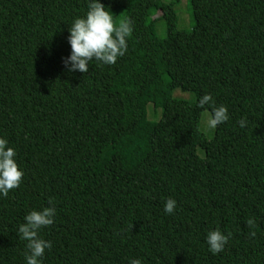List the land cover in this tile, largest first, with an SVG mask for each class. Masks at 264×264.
<instances>
[{"label": "trees", "instance_id": "16d2710c", "mask_svg": "<svg viewBox=\"0 0 264 264\" xmlns=\"http://www.w3.org/2000/svg\"><path fill=\"white\" fill-rule=\"evenodd\" d=\"M177 1L100 0L133 31L114 65L82 73L63 59L91 0H0V138L24 173L0 194V264H27L19 225L50 197L42 264H264V0H188L190 30ZM204 94L229 115L211 139ZM216 228L231 237L212 254Z\"/></svg>", "mask_w": 264, "mask_h": 264}, {"label": "clouds", "instance_id": "9594fccd", "mask_svg": "<svg viewBox=\"0 0 264 264\" xmlns=\"http://www.w3.org/2000/svg\"><path fill=\"white\" fill-rule=\"evenodd\" d=\"M132 22L130 19L114 20L113 15L106 10L100 0H91L85 17L74 19L69 27L68 42L71 53L63 59L69 72L89 71V62L93 59L106 65H114L117 59L123 57L128 51L127 39L132 34ZM211 105V116L207 120L209 128H216L219 124L229 119L228 109L225 105L216 106L210 94H204L198 101V106ZM241 127L246 126V120L239 121ZM16 151L8 146L5 138H0V194L7 197L10 190L20 186L23 171L15 159ZM176 200L168 198L164 204V212L172 214L176 208ZM55 202L49 198L48 207L41 210H32L24 218L25 222L19 225V237L27 241L25 259L27 264H42L46 249L52 248V242L40 236V230L54 223L56 214ZM251 237L256 236L252 229L256 227L255 218H248ZM231 233L225 235L219 228L207 233L206 241L212 254L224 251ZM130 264H141L139 259H131Z\"/></svg>", "mask_w": 264, "mask_h": 264}, {"label": "rangeland", "instance_id": "374dc122", "mask_svg": "<svg viewBox=\"0 0 264 264\" xmlns=\"http://www.w3.org/2000/svg\"><path fill=\"white\" fill-rule=\"evenodd\" d=\"M163 1L170 2L172 0H163ZM175 8H176L177 17H178L177 27L179 29H184V30L192 29L193 22H192V17H191V11L188 5V0H178ZM156 17H160V15L157 14ZM157 29H158V34L161 37H164L166 34V28H165L164 22L160 21ZM173 95L177 98L186 99L192 102L195 101V94L191 91H183L177 88L174 90ZM153 107L154 105L152 103L148 104V108H147L148 113H149L150 118H156L155 120H157L159 119L158 117L159 115L157 113L156 115L154 114L152 110ZM210 116H211V112L209 110L205 109L202 111L200 125H201L202 131L205 133L208 139L213 138L215 135V128L213 129L207 126V120L209 119ZM198 153L201 156L204 155V151L200 148H198Z\"/></svg>", "mask_w": 264, "mask_h": 264}]
</instances>
